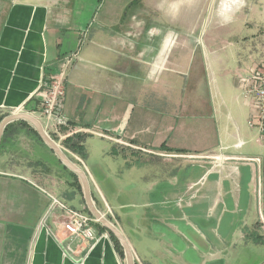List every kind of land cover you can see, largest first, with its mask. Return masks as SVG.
<instances>
[{
  "label": "crops",
  "instance_id": "crops-1",
  "mask_svg": "<svg viewBox=\"0 0 264 264\" xmlns=\"http://www.w3.org/2000/svg\"><path fill=\"white\" fill-rule=\"evenodd\" d=\"M246 2L222 0L218 15L226 19ZM68 3L0 0V114H37L51 78L71 57L55 110L58 131L50 136L60 146L84 136V154L86 137H98L108 148L102 155L139 171L142 203L138 212L122 213L94 200L83 158L66 149L82 163L95 208L120 231L134 264H264V133L256 127V102L245 96L259 85L247 79L262 54L245 55L229 77L230 62L215 53L217 45H202L192 66L195 44L169 52L167 36L141 43L106 27L84 33ZM250 9L264 29V0H252ZM206 60L222 73L219 81L199 75ZM31 128L13 121L3 129L0 264H127L122 244L99 222L88 247L63 232L59 211L47 215L48 195L69 206L62 199L69 193L83 203L79 211L87 206L69 170Z\"/></svg>",
  "mask_w": 264,
  "mask_h": 264
},
{
  "label": "rangeland",
  "instance_id": "rangeland-1",
  "mask_svg": "<svg viewBox=\"0 0 264 264\" xmlns=\"http://www.w3.org/2000/svg\"><path fill=\"white\" fill-rule=\"evenodd\" d=\"M69 1L71 2L68 3L70 10L74 7L77 8L80 18L78 25L83 27L84 33H91L96 29L106 27L119 34L128 32L126 37L132 42L141 43H149L147 37L148 39L154 37L153 39L157 41L162 36H167L165 45H168L170 41L172 42L169 52H176L184 43L195 44V47H191V54H188L192 66H195L199 54L202 53L200 50L202 45H217L218 48L214 47L216 49L215 53L220 54L223 59L230 62V68L227 70L229 77L238 75L235 73L238 62L241 63L245 55L262 54L255 64L259 66L261 65L259 61L264 56V29H261L259 20L254 19L252 16L250 9L252 0H247V5H244L241 11L236 12L238 5L235 6L226 19H222L218 15V8L222 0ZM223 11L222 8L221 12ZM93 39L100 46L108 44L102 38L94 37ZM186 39H189L190 42L185 41ZM88 42L89 40L86 41V43ZM245 60H248V58ZM165 66L173 71L180 70L178 67L172 66L170 62H165ZM198 71L203 79L208 78L210 81L213 78L219 81L220 74H222H219L218 68H212L207 60L204 62L205 74H203L204 72L199 65ZM192 78V76L189 80L186 78L188 80L186 90L189 89L188 83L192 81ZM11 112V110H5L0 114V117H5ZM21 112H25V110H21ZM27 113L32 114L29 111ZM32 116L38 119L36 114H32ZM51 139L59 143L54 136H51ZM104 142L98 137L87 136L84 143L85 155L83 161L93 177L90 180L91 183L96 185H94V190L97 194H93V198L97 202H106L110 205L113 203L114 206L119 208L118 211L122 213L125 211L138 212L137 208L142 203L139 192L141 187L144 186L139 177V171L137 169L132 172L128 171L127 167H124L121 158L112 160L107 155H102L103 148L105 151L108 149L105 147ZM65 153L67 154L66 151ZM69 159L79 168L85 170L80 161L74 160L71 156H69ZM152 174L153 172L151 173L148 170L147 176L150 177ZM94 190L92 189V191ZM62 199L67 201L68 205L74 209H84L83 203L73 195L70 197L69 193L63 196ZM85 212L90 214L87 209ZM44 221L42 222L43 226Z\"/></svg>",
  "mask_w": 264,
  "mask_h": 264
},
{
  "label": "built area",
  "instance_id": "built-area-1",
  "mask_svg": "<svg viewBox=\"0 0 264 264\" xmlns=\"http://www.w3.org/2000/svg\"><path fill=\"white\" fill-rule=\"evenodd\" d=\"M70 61L71 57L67 58L61 71L51 78L48 88L43 93L38 113L36 114L31 112L32 114H36L38 116V120L41 122L44 131L50 138L52 132L56 133L58 131V116L56 115L55 110L57 104L64 96L65 68ZM250 79L252 81L259 82V85L247 88L245 90V96L252 97L256 102L258 112L256 127L258 128L259 133L262 134L264 133V62L261 63V65L251 74L250 77H248L247 80ZM248 124L252 126L251 121ZM61 148L64 152H68L65 148ZM76 159L79 160L77 157ZM48 197L50 198V204L47 215L52 216L54 212L59 211V225L63 232L76 239L80 245L92 247L93 241L97 238L93 229V224L97 222L96 219L85 212L67 206L64 202L52 195H48Z\"/></svg>",
  "mask_w": 264,
  "mask_h": 264
},
{
  "label": "water",
  "instance_id": "water-1",
  "mask_svg": "<svg viewBox=\"0 0 264 264\" xmlns=\"http://www.w3.org/2000/svg\"><path fill=\"white\" fill-rule=\"evenodd\" d=\"M18 120L26 121L28 124H30L34 128V130L38 133V135L40 136L42 141L46 144V146L55 154V156L62 163V165H64L68 170L73 172L78 177L83 193L84 202L87 206V209L96 219L97 222H99L105 229H107V231H109L120 241L126 253L127 264H134L131 250L128 244L126 243L124 237L120 233V231L95 208L93 200L91 198L89 182L85 172L77 165H75L68 158L66 153L61 149V147L47 135V133L44 131L41 125V122L37 118H35L34 116H32L27 112L8 114L7 116L3 117L2 120L0 121V138L3 129L6 127V125L13 121H18Z\"/></svg>",
  "mask_w": 264,
  "mask_h": 264
},
{
  "label": "trees",
  "instance_id": "trees-1",
  "mask_svg": "<svg viewBox=\"0 0 264 264\" xmlns=\"http://www.w3.org/2000/svg\"><path fill=\"white\" fill-rule=\"evenodd\" d=\"M43 88H44V86H42V89ZM2 118L3 117H0V121L2 120ZM15 122H18V123L23 124V125H27L28 124L26 121H22V120H18V121H15ZM5 130L3 131L2 135H1L0 145L2 144V141L5 138V135H4ZM31 131L34 133V135L37 137V139L41 140L40 136L38 135V133L33 128H31ZM83 139H84V136L77 134V135H73V136L64 138L62 143H63V146L65 148L69 149L70 151L74 152L75 154H77L81 158H83L84 155H85L84 154V150H83V145H82ZM57 161L60 163V161L58 159H57ZM62 166H63V168L67 169L64 165H62ZM69 173H70V175L72 176V178L74 180L73 183L76 185L78 190L81 191V185H80L78 177L73 172H71L70 170H69ZM100 228H101V230H106L103 227H100ZM109 234L111 236H113L110 232H109Z\"/></svg>",
  "mask_w": 264,
  "mask_h": 264
},
{
  "label": "bare ground",
  "instance_id": "bare-ground-1",
  "mask_svg": "<svg viewBox=\"0 0 264 264\" xmlns=\"http://www.w3.org/2000/svg\"><path fill=\"white\" fill-rule=\"evenodd\" d=\"M16 113H19V109L16 111Z\"/></svg>",
  "mask_w": 264,
  "mask_h": 264
}]
</instances>
